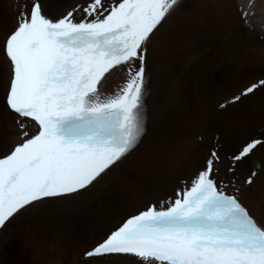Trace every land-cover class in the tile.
Here are the masks:
<instances>
[{"label": "snow or ice", "instance_id": "snow-or-ice-1", "mask_svg": "<svg viewBox=\"0 0 264 264\" xmlns=\"http://www.w3.org/2000/svg\"><path fill=\"white\" fill-rule=\"evenodd\" d=\"M179 3L108 0L106 6L105 0H87L58 19L44 13L40 0H31L30 10L22 5L2 41L10 63L6 105L19 118L22 142L0 156V228L21 210L87 188L137 146L145 132V45ZM74 13H80L78 20ZM250 15L241 11L240 18L248 24ZM117 70L124 73L122 84L102 94L103 82ZM260 87L264 80L242 95ZM261 145L260 139L241 145L231 164ZM220 162L211 151L190 185L125 219L86 257L264 264V225L240 202V187L229 194L222 186ZM227 173L235 174L231 167ZM255 174L244 183L251 185Z\"/></svg>", "mask_w": 264, "mask_h": 264}, {"label": "bare ground", "instance_id": "bare-ground-1", "mask_svg": "<svg viewBox=\"0 0 264 264\" xmlns=\"http://www.w3.org/2000/svg\"><path fill=\"white\" fill-rule=\"evenodd\" d=\"M40 2L58 19L87 0ZM25 3L30 9L31 0H0V156L21 142L19 118L5 106L10 64L2 41ZM241 11L251 13L248 24ZM145 48V132L137 146L87 188L10 218L0 228V264H142L131 255L84 253L127 215L174 198L213 150L222 186L231 194L240 187L238 198L264 225V145L235 165L229 159L250 139L264 140V87L242 95L264 80V0H180ZM123 80L114 71L101 93H113ZM229 167L234 175L226 174ZM253 172V183L245 184Z\"/></svg>", "mask_w": 264, "mask_h": 264}, {"label": "rangeland", "instance_id": "rangeland-1", "mask_svg": "<svg viewBox=\"0 0 264 264\" xmlns=\"http://www.w3.org/2000/svg\"><path fill=\"white\" fill-rule=\"evenodd\" d=\"M254 139H256V138H254ZM251 140V139H250Z\"/></svg>", "mask_w": 264, "mask_h": 264}]
</instances>
